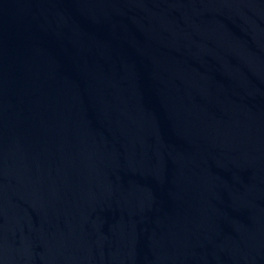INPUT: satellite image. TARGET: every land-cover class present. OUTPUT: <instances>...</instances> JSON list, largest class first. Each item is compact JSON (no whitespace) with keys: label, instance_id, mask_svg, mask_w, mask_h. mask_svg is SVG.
Segmentation results:
<instances>
[{"label":"water","instance_id":"water-1","mask_svg":"<svg viewBox=\"0 0 264 264\" xmlns=\"http://www.w3.org/2000/svg\"><path fill=\"white\" fill-rule=\"evenodd\" d=\"M0 264H264V0H0Z\"/></svg>","mask_w":264,"mask_h":264}]
</instances>
